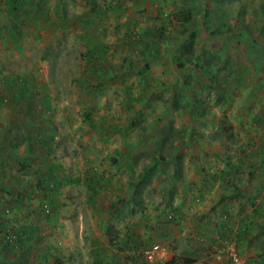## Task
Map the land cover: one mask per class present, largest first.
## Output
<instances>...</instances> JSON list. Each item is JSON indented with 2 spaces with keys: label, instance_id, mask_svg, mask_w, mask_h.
<instances>
[{
  "label": "rangeland",
  "instance_id": "374dc122",
  "mask_svg": "<svg viewBox=\"0 0 264 264\" xmlns=\"http://www.w3.org/2000/svg\"><path fill=\"white\" fill-rule=\"evenodd\" d=\"M6 124L0 264H155L154 243L234 264L235 191L264 178V0H0ZM244 198L264 253V188Z\"/></svg>",
  "mask_w": 264,
  "mask_h": 264
},
{
  "label": "crops",
  "instance_id": "0c3cea01",
  "mask_svg": "<svg viewBox=\"0 0 264 264\" xmlns=\"http://www.w3.org/2000/svg\"><path fill=\"white\" fill-rule=\"evenodd\" d=\"M56 2V1H55ZM56 5H57V3H56ZM54 10H57V14H58V10H59V8H57V6H55V7H53L52 8V11H51V13L54 11ZM56 12V11H55ZM61 15L60 14H58V15H55L54 16V14H44V18H45V20L46 21H49L50 23H53L54 22V24L56 23V24H60V23H66L67 22V20L66 19H64L63 17H60ZM69 19V18H68ZM66 21V22H65ZM93 51H91L90 53H92ZM104 52V51H103ZM85 63V62H84ZM92 64H95V63H85V65H84V67H83V69H85V68H90L91 67V65ZM109 74L108 75H105V74H103V76H100V78L97 80V82H100V83H102V82H104V81H109ZM10 79H14V78H10ZM5 85V83H3V85L2 86H4ZM7 86V85H6ZM8 88V87H7ZM4 90L5 91H7L8 92V90L6 89V87L4 88ZM5 118L6 119H8L6 122H7V124H9L10 122H14V120H16L15 121V124H18V125H21V127L23 126V128H25L26 129V132H27V134H28V132L29 131H31L30 130V127L32 126V125H37V123H38V121L37 120H35L32 116H31V114H27V113H25V112H20V113H12V114H9V115H6L5 116ZM10 119H12V120H10ZM5 125V127H2V126H0V131H1V133H3V134H5L6 132H7V130H6V128H8V126L9 125ZM14 124V123H13ZM17 125V126H18ZM21 127H20V129L18 130V133L20 134V130H21ZM32 129V128H31ZM34 132H35V130H33ZM33 131H31V132H33ZM11 133H13L14 134V132H11ZM11 133H9V135L11 134ZM16 133V132H15ZM34 137H31V135L29 136V139H27L26 140V142H27V147L29 148L30 147V145H31V143H33V145L34 146H37L35 143H37V138H38V140H39V142L38 143H42V141H44V142H46V140H47V138L46 137H44V139H40V137L38 136H35V135H33ZM7 137V136H6ZM4 138V143L6 142V140H8L9 138L7 137V138ZM48 143V145L50 144V142L48 141L47 142ZM51 146H52V144H50L49 145V148H51ZM31 149H34V148H31ZM252 163H254L253 164V166H252V169L254 170V168L256 167V166H258L259 164H260V161L258 160V161H256V162H252ZM251 174V173H250ZM255 174V173H254ZM248 176H249V174H247ZM247 176V177H248ZM253 176V175H252ZM256 176V175H255ZM255 176L254 177H252V178H255ZM255 179H257V177L255 178ZM264 179V178H263ZM263 179H257V180H255V181H253V183H254V186L253 185H251V188L250 189H248V187H247V185L245 184V183H247L248 184V182H245V183H243V184H239V186L237 187V189H236V191H235V196H236V198H237V200H236V204L238 203V206L236 205V209H235V213L238 215V213H239V216H242V215H247V213H248V211L247 210H245L244 211V204H242V202H244L245 201V198H244V195L247 193V191L248 190H250V191H252L253 189H255V187H256V190L257 189H259V187H263L264 188V180ZM226 181V180H225ZM248 189V190H247ZM256 193V192H255ZM228 193H222V195L221 196H223V198H225V197H227L228 195H227ZM238 208H239V210H238ZM238 210V211H237ZM223 213H226V214H229L230 215V217H231V214H233V210H231L229 207H228V210L226 209L225 211H223ZM239 216L238 217H236V220H235V222H234V227H235V232H238L239 234H237V236H239V237H237V241L239 242L238 243V247H240V248H242L243 249V257H242V264H260V263H263L264 264V253H263V251H259L258 252V244L256 243V241L255 240H253L254 239V237L255 236H253L252 237V233L250 234V231H252V224H251V227L250 226H245L244 228H246V230L248 231V233L247 234H250V236H249V238H246V237H244L243 235H241V226H243L242 224H240V222H239ZM216 221V220H215ZM240 221H241V219H240ZM211 222H214V221H211ZM254 231V233H256L255 231L256 230H253Z\"/></svg>",
  "mask_w": 264,
  "mask_h": 264
},
{
  "label": "built area",
  "instance_id": "2783aa9c",
  "mask_svg": "<svg viewBox=\"0 0 264 264\" xmlns=\"http://www.w3.org/2000/svg\"><path fill=\"white\" fill-rule=\"evenodd\" d=\"M48 211V209H45ZM17 235V234H16ZM7 238L10 239V236L7 235ZM200 239L202 242H206L205 237H201ZM220 251H227L228 255L232 258L231 261L234 264H240L241 263V257L239 255V252L237 250L236 244H228L227 248H220ZM143 254L145 255V258L147 260H165L168 258V250L166 247L161 246L159 243H154L152 245L146 246L143 249Z\"/></svg>",
  "mask_w": 264,
  "mask_h": 264
},
{
  "label": "trees",
  "instance_id": "16d2710c",
  "mask_svg": "<svg viewBox=\"0 0 264 264\" xmlns=\"http://www.w3.org/2000/svg\"><path fill=\"white\" fill-rule=\"evenodd\" d=\"M179 14H180V16H177V18L181 19V20H183L185 22L188 21L191 18V11H189V10H187L185 12H180ZM191 47H192L191 43L184 44L183 47H182V50L180 52V55L183 56L184 54H186V52L190 53L191 52ZM240 232H241V235L248 233L246 228H243V229L241 228ZM258 233H256L255 236ZM237 234H239V233L235 232V235H236L235 239H237V237H239V236H237ZM192 261H193L192 257H187V256L180 255V254H174L171 258H167L164 261H158L155 264H189Z\"/></svg>",
  "mask_w": 264,
  "mask_h": 264
}]
</instances>
